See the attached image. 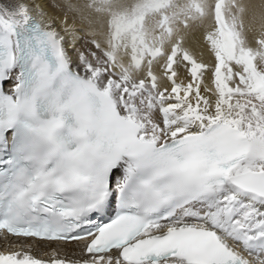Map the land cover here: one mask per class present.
Listing matches in <instances>:
<instances>
[{
    "label": "snow or ice",
    "instance_id": "obj_1",
    "mask_svg": "<svg viewBox=\"0 0 264 264\" xmlns=\"http://www.w3.org/2000/svg\"><path fill=\"white\" fill-rule=\"evenodd\" d=\"M0 241V264H264V3L0 0Z\"/></svg>",
    "mask_w": 264,
    "mask_h": 264
},
{
    "label": "bare ground",
    "instance_id": "obj_2",
    "mask_svg": "<svg viewBox=\"0 0 264 264\" xmlns=\"http://www.w3.org/2000/svg\"><path fill=\"white\" fill-rule=\"evenodd\" d=\"M245 3H255L261 4L264 3V0H243ZM188 46L193 47L197 51L203 50L205 48V42L203 39V32L195 33L188 41ZM207 59V56L205 57ZM2 241H0V246H2ZM50 250V249H46Z\"/></svg>",
    "mask_w": 264,
    "mask_h": 264
}]
</instances>
